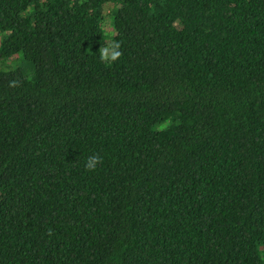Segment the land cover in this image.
I'll use <instances>...</instances> for the list:
<instances>
[{"label": "trees", "instance_id": "16d2710c", "mask_svg": "<svg viewBox=\"0 0 264 264\" xmlns=\"http://www.w3.org/2000/svg\"><path fill=\"white\" fill-rule=\"evenodd\" d=\"M18 54L0 264H264V0H0Z\"/></svg>", "mask_w": 264, "mask_h": 264}, {"label": "rangeland", "instance_id": "374dc122", "mask_svg": "<svg viewBox=\"0 0 264 264\" xmlns=\"http://www.w3.org/2000/svg\"><path fill=\"white\" fill-rule=\"evenodd\" d=\"M111 23L112 21L110 18H107L104 21V28L108 32V36L110 34ZM111 52V37L109 36L104 48V53L109 57L111 55ZM0 68H3L4 70L22 68L28 75H31L33 70L32 64L29 63V61H27L21 54L15 55L12 58L7 59L6 61L0 59Z\"/></svg>", "mask_w": 264, "mask_h": 264}, {"label": "clouds", "instance_id": "9594fccd", "mask_svg": "<svg viewBox=\"0 0 264 264\" xmlns=\"http://www.w3.org/2000/svg\"><path fill=\"white\" fill-rule=\"evenodd\" d=\"M120 56V53L119 52H115L113 54V57L112 59L115 60L117 59L118 57ZM101 162V158L99 156H92V157H89V160H88V163H86L85 167L88 169V170H93L96 166L97 163H100Z\"/></svg>", "mask_w": 264, "mask_h": 264}]
</instances>
